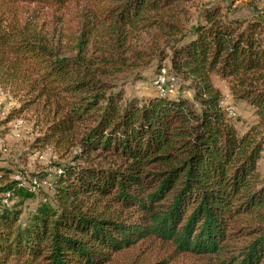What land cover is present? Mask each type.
Masks as SVG:
<instances>
[{"label": "trees", "instance_id": "trees-1", "mask_svg": "<svg viewBox=\"0 0 264 264\" xmlns=\"http://www.w3.org/2000/svg\"><path fill=\"white\" fill-rule=\"evenodd\" d=\"M4 1L64 9L77 0ZM84 1L107 39L90 51L99 36L90 32L73 56L53 51L35 26L0 16V86L29 95L23 110L40 109L38 147L72 156L57 165L54 203L25 219L24 203L37 195L0 169V196L19 201L0 198V264H118L156 242L175 255L264 264V15L230 19L210 4L185 31L178 17L187 0ZM146 34L150 48L131 45ZM153 61L180 95L125 99L120 75ZM213 76L255 110L244 134Z\"/></svg>", "mask_w": 264, "mask_h": 264}, {"label": "rangeland", "instance_id": "rangeland-1", "mask_svg": "<svg viewBox=\"0 0 264 264\" xmlns=\"http://www.w3.org/2000/svg\"><path fill=\"white\" fill-rule=\"evenodd\" d=\"M215 3L221 6L223 14L230 19L249 20L255 15H264V0H187L182 4L183 12L178 17L179 23L185 28V31L190 30L199 20L205 8ZM92 8L93 6L84 0L74 1L64 9L0 0V16L3 19L11 23H18L24 28L35 26L36 32L43 42L61 56H73L77 51L79 42L89 36L90 32L99 35L96 36L92 44L96 46L90 45L88 47L90 51H94L95 48L99 49L100 45L105 44L103 41L107 39V36L102 38L104 28L94 27L96 24L92 19ZM102 39L104 40L102 41ZM152 40L151 36L146 34L133 40L131 45L137 48H150ZM156 66V61H153L152 65L146 69L141 71L129 69L127 73L120 75L119 88L124 90L125 99H135L142 102L166 92L171 98L180 95L174 83L167 86L169 90L164 85L156 84L158 78ZM137 73L138 76H136ZM212 81L214 86L221 91L223 101L226 102L228 108H233V115L229 116L233 124L240 134H244L258 122L255 110L246 103L236 101L232 95V83L229 80L213 76ZM259 84L264 85L263 82ZM182 95L185 98H191L185 89ZM28 100L29 95L24 90L14 91L0 86V169L6 173L9 172L13 180H15V173H22L26 178L29 176L37 177L48 182V184L42 185L35 199L24 203V219L31 212H35L44 200L53 202L52 183L60 174L57 165L70 164L72 159L70 155L61 158L50 147L40 148L37 146V139L45 125L40 122L43 117L39 116L40 109L38 107H29L23 110L25 102ZM258 171L264 178V153L258 163ZM3 175L5 174L0 173V181ZM0 198L2 200L6 197L1 195ZM17 203H19L18 200L11 201L10 207ZM174 251L175 249L166 243H141L133 250L120 254L117 257V262L118 264H126V261L138 257L140 261L146 264H158L163 261L166 264L223 263L222 257L217 258L214 255L195 257L175 255Z\"/></svg>", "mask_w": 264, "mask_h": 264}, {"label": "built area", "instance_id": "built-area-1", "mask_svg": "<svg viewBox=\"0 0 264 264\" xmlns=\"http://www.w3.org/2000/svg\"><path fill=\"white\" fill-rule=\"evenodd\" d=\"M162 73H160L158 75L157 78V85L161 86V85H165L167 82V72L166 70H161ZM222 106L226 109V111L228 112L229 116L233 115V108H228L227 104L225 101H222ZM59 173H61V171H59ZM14 181L17 183L19 188H26L28 189L31 193L38 195L39 189L42 187V185H46L48 184V182L46 180L41 181L39 178L37 177H25L22 173H15L14 176ZM6 198H3L1 200V204L2 205H6V206H10V198H11V194L8 193L5 195ZM47 201L44 200V203H46Z\"/></svg>", "mask_w": 264, "mask_h": 264}]
</instances>
